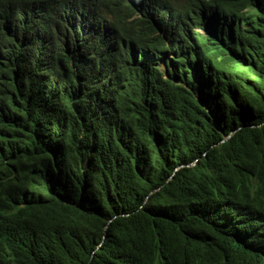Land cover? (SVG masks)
Segmentation results:
<instances>
[{
  "label": "trees",
  "instance_id": "obj_1",
  "mask_svg": "<svg viewBox=\"0 0 264 264\" xmlns=\"http://www.w3.org/2000/svg\"><path fill=\"white\" fill-rule=\"evenodd\" d=\"M222 8L234 55L165 59L166 78L87 35L97 89L39 38L0 34V264H264V0ZM143 22L118 41L150 52Z\"/></svg>",
  "mask_w": 264,
  "mask_h": 264
},
{
  "label": "clouds",
  "instance_id": "obj_2",
  "mask_svg": "<svg viewBox=\"0 0 264 264\" xmlns=\"http://www.w3.org/2000/svg\"><path fill=\"white\" fill-rule=\"evenodd\" d=\"M52 1L57 2L55 8L43 7L42 0H37L36 5L34 0H22L20 5L0 0V34L15 33L23 43L29 38H39L45 43L41 48L43 52L54 53L53 59L58 64H62L61 58L69 56L86 73L87 81L93 82L96 89L100 87V71L105 68L96 66L101 59L94 46L81 41L87 35L97 34L98 43L103 49L123 50L130 60L134 53L135 58H147L148 64L155 59L159 60L165 78L168 70L165 59L188 54L193 63L199 59L211 63L221 56L234 55L238 49L233 19L222 13L223 0H193L196 3L189 6L185 4L187 0ZM248 12L252 13L253 10ZM149 19L152 22L151 32L158 39L150 52L133 46L130 41H118L119 35L139 30L141 23ZM97 20H101L100 24ZM209 39L216 40L217 49L210 45ZM91 50L94 52L93 58ZM3 59L0 52V66L4 64ZM38 60L37 57V63ZM204 67L206 64L202 61L196 66L188 65L187 70L195 78ZM36 76L38 78V73ZM28 83L27 79L20 81L25 96L33 91L29 89Z\"/></svg>",
  "mask_w": 264,
  "mask_h": 264
}]
</instances>
